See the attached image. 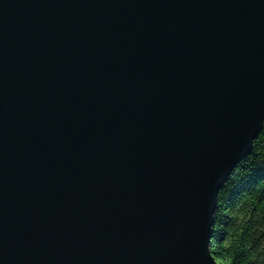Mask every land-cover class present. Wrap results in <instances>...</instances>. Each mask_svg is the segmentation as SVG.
I'll return each instance as SVG.
<instances>
[{
  "label": "water",
  "instance_id": "95a60500",
  "mask_svg": "<svg viewBox=\"0 0 264 264\" xmlns=\"http://www.w3.org/2000/svg\"><path fill=\"white\" fill-rule=\"evenodd\" d=\"M263 122L264 0H0V264H217Z\"/></svg>",
  "mask_w": 264,
  "mask_h": 264
},
{
  "label": "trees",
  "instance_id": "16d2710c",
  "mask_svg": "<svg viewBox=\"0 0 264 264\" xmlns=\"http://www.w3.org/2000/svg\"><path fill=\"white\" fill-rule=\"evenodd\" d=\"M210 251L217 264H264V122L251 153L217 195Z\"/></svg>",
  "mask_w": 264,
  "mask_h": 264
}]
</instances>
